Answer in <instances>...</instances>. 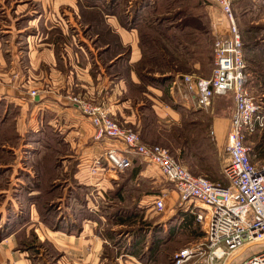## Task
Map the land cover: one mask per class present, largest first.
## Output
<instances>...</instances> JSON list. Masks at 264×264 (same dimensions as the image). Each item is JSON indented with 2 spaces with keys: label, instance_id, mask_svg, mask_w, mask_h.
Listing matches in <instances>:
<instances>
[{
  "label": "crops",
  "instance_id": "crops-1",
  "mask_svg": "<svg viewBox=\"0 0 264 264\" xmlns=\"http://www.w3.org/2000/svg\"><path fill=\"white\" fill-rule=\"evenodd\" d=\"M93 1L0 0V120L8 116L4 123H13L18 135L15 149L8 143L1 146L12 152V160L0 162V197L4 198L0 207L17 209L16 217L22 224L15 234L23 230L25 237L32 234V241L39 244L17 248L15 234L5 232L8 212L4 210L0 213V234L6 235L0 238V264H140L124 254V247L119 249L121 255L110 247L98 220L84 214L86 209L97 215L94 212L104 196L105 201L115 199L109 193L113 190L112 182L118 179L103 168L89 175L88 168L106 150L122 151L124 147L114 140H95L90 121L69 103L68 97L79 96L106 105L116 122L132 124L139 120L135 113L139 103L132 107L131 100L124 97L128 85L139 84L132 69L140 56L137 34L121 17V10L128 14L132 3L96 0L91 4ZM207 1L211 35L230 36L228 23L217 7ZM263 11L264 0H232L236 31L242 38L245 87L264 111ZM144 12L146 9L138 15ZM119 66H125L124 71H119ZM146 90L160 104V92ZM30 91L36 93L34 97L29 96ZM160 110L163 114L156 111L159 120L179 122V115L167 104ZM211 123L227 120L215 118ZM42 126L51 137L59 139L57 147L61 149L54 156V168L45 173L58 188L52 199L60 221L58 228L43 224L35 203L26 201L44 188L42 184L34 188L32 182L37 175H44L38 165L46 142L31 140L42 146L39 155L26 156L22 151L32 143L26 142V133L45 138ZM219 138L223 140L220 135ZM132 168L136 171L133 186H154L150 190L155 194L142 195L138 207L144 210L156 197H162L163 208L165 204L175 206L178 195L173 189H166L155 166L132 157L129 169ZM160 182L162 186L156 187ZM24 191L25 196L21 195ZM164 223L163 218L155 224ZM111 251L113 257L108 255H112Z\"/></svg>",
  "mask_w": 264,
  "mask_h": 264
},
{
  "label": "built area",
  "instance_id": "built-area-1",
  "mask_svg": "<svg viewBox=\"0 0 264 264\" xmlns=\"http://www.w3.org/2000/svg\"><path fill=\"white\" fill-rule=\"evenodd\" d=\"M229 25L230 36H215L212 69L208 78L195 74L175 75L168 87L171 101L187 110H206L214 99L230 96L233 103L223 146L221 175L224 183L191 176L166 149L149 146L139 136L122 128L109 108L79 96L69 103L94 128V139L114 140L122 151L108 149L88 168L89 175L104 169L119 177L137 157L153 165L161 178L177 193V211L193 217L200 226L203 242L190 245L172 256L174 264H232L241 250L254 244L263 246L236 264H264V162L252 164L245 138L258 130L264 139V111L246 87L242 45L234 24L232 0H210ZM34 91L29 96H35ZM213 136V132H209ZM162 197L151 209L163 213Z\"/></svg>",
  "mask_w": 264,
  "mask_h": 264
},
{
  "label": "trees",
  "instance_id": "trees-1",
  "mask_svg": "<svg viewBox=\"0 0 264 264\" xmlns=\"http://www.w3.org/2000/svg\"><path fill=\"white\" fill-rule=\"evenodd\" d=\"M94 1L91 2V4H95ZM123 1L126 2L127 0ZM169 1V7L172 4H174L175 7L178 0H135L132 2L128 14L121 10V17L127 21L131 28L135 29L137 34V47L140 56L138 61L134 63L132 69L136 75V78L138 79V83L158 90L161 93V99L172 111L179 112V114L182 113L191 115L194 114V111H189L179 107L178 105L174 104L168 96V87L174 75L178 73L180 74L183 70L181 66L177 67L176 69L174 63L177 62V58L180 59V63L181 61H184L189 67L187 71L191 70V66L188 64L189 61L192 64H199L202 67H205V63H202V52L207 54L205 57L206 64H210L209 62L210 56H212V51L208 50V46L211 45L212 49V41L214 40L212 37H210L211 32L208 26L206 29L197 28L185 32L184 29L190 26L189 24L191 23H186L187 25H183V27L171 24L173 21H171V19L168 21L167 19V17H170L169 12L171 10L167 5V2ZM160 4L163 5V8L160 6ZM143 9H146V11L149 12L151 16H153V20L151 22H156L158 17H164L160 20V23L167 22L166 27L162 30H159V27H154L153 25H150L151 23L142 24L143 22L141 21L138 13H140ZM173 11V17H177L179 10L174 8ZM191 16L192 18L190 19L192 20H194V18L195 20H200L203 18L204 20L206 19L205 15H196L195 17H193V15ZM141 28L143 31H141ZM144 30H146L147 33H144ZM149 35H154L158 39L151 41ZM184 37H187V39H184ZM186 45H189L190 48H188ZM194 46H197L198 48L194 49ZM185 57H188V59H185ZM7 119H9V117L5 116L0 120V162L2 163L10 162L12 160V152L10 150L4 151L1 146L4 143L15 146L16 141L18 140V135L13 130V123H4ZM184 121L185 120L179 122V127L175 125L171 127L172 130L176 129L178 130L177 132H180L181 134L183 133L180 135L182 140L175 139L172 134L171 137L179 146L180 152L184 153L186 151L188 156L191 155L194 157L195 155L197 161H199L198 164L202 163L204 165L203 178L213 182V180L217 179L219 171L217 172L214 168L207 166L204 157L200 155V153H194V148L197 149L194 146L202 145V142L206 140L205 135H201L203 132H205V129H202L199 134L197 133L195 138L188 137L190 139H186L184 135L187 129H189V126L186 125ZM145 128H147V125L142 124V138L144 137L143 132ZM42 130L44 131L45 135L44 139L40 138L39 136L33 137L29 133H26L27 135H25L26 142H32L31 140H44L46 142L44 147V156L41 158V163L38 165V168L41 169V172L44 171V175H37L35 178H33L34 188H40L41 184L44 186V188H42V191H39L38 195L27 197L26 201L28 203H35V209L38 214V218L43 224L52 228H58L60 221H57V212L54 208L55 205L52 202L54 196L58 194V188L57 186L50 183L49 177L45 173L49 168H54L56 163L54 156L57 152H60L61 149L57 147L59 139L56 137H51L49 130L45 126H42ZM172 130L170 132H172ZM256 131L258 130H255V132ZM152 132L153 130H149L148 136H150ZM151 136L154 137L155 134ZM159 138H161V134L159 135ZM253 150L256 151V154L260 159H264V139L262 135L255 143ZM183 156L184 154L182 155V159L185 158ZM135 174V168H127L124 170V173L118 177L117 181L112 182L113 190L109 194L115 199H118L120 193L125 189L124 187L130 188V191L133 194L138 192L140 193V196L139 198L137 197L136 202L134 201L135 203L129 205L128 208L117 207L114 211L112 210V216L127 213L128 217H130L125 221V218L117 217L116 220L118 225L125 224V222H130L129 220L132 218H138L137 212L141 210V208L138 207V201L142 195L155 194L152 191H145L141 193L137 187H134L132 185V180L134 179ZM219 182L224 183L220 172ZM26 194L27 191H24L21 195L25 196ZM134 199H136V197H134ZM84 214L85 217L89 219L97 220L95 216L86 209H84ZM7 220L8 223L5 232L7 235L10 233L15 234L18 227H20L22 224L20 218L16 217L12 211L9 210ZM141 225H146V223ZM5 235V233H1L0 238L4 237ZM201 235L202 232L200 226L194 221L193 217L177 211V213H175V215L172 216L168 222H165L164 225L151 223L150 226L148 225L145 229L144 227L132 229L131 243H128V245L125 246V254L133 257L140 264H156L157 260L161 259L163 251L168 248L172 240L175 238L183 236L189 238L190 240H194V237ZM14 238L17 240L21 238V245L19 246L17 243L16 246L20 249L29 246L33 240L32 234L25 237L23 230L17 232L14 235ZM146 238H148L147 245L145 243ZM168 261L171 264V256Z\"/></svg>",
  "mask_w": 264,
  "mask_h": 264
},
{
  "label": "rangeland",
  "instance_id": "rangeland-1",
  "mask_svg": "<svg viewBox=\"0 0 264 264\" xmlns=\"http://www.w3.org/2000/svg\"><path fill=\"white\" fill-rule=\"evenodd\" d=\"M135 0H127L126 2H134ZM127 4V3H126ZM170 1L167 2V5L169 7ZM127 7V5H124ZM160 6L163 8V5L160 4ZM208 7H209V2L207 0H178L177 4L174 7V4L170 5V12L169 15L170 17H167L168 21H170L169 19H171V24L173 25H179L182 26L183 25H187L189 23L190 26L186 27L184 29L185 32L193 30V29H197V28H201V29H206V27L208 26L209 30L211 31V21H210V12H208ZM174 8H177L178 11V15L177 17H173V10ZM130 10V7H129ZM264 12V11H263ZM192 13V14H190ZM264 14V13H262ZM195 17L196 15H205L206 19H200V20H192L190 18H192V16ZM153 16H151L149 14V12H144V14H142L140 16L141 21L143 22L142 24H149L153 25L154 27H159V30H162L163 28L166 27L167 22H162L160 23V20L164 17H158V19L156 20V22H151L153 20L152 18ZM207 25H206V22ZM187 23V24H186ZM234 24L235 27L237 28V24L235 22V15H234ZM142 27V25H141ZM141 31L142 28H141ZM144 33H147L146 30H144ZM153 37V38H151ZM210 37L215 38V36L210 35ZM149 38L151 39V41L157 40L158 38L154 35H149ZM184 39H187V37ZM189 39V38H188ZM240 42L242 44V38L241 36H239ZM213 43V41H212ZM188 48H190L189 45H186ZM198 48L197 46H194V49ZM205 49V48H204ZM208 50L212 51L211 49V45L208 46ZM190 52V50H189ZM243 52V50H242ZM202 63H205V67H202L199 64H192L189 61V65L191 66V70H188V65H186V63L184 61H181L180 63V59H176V63L175 64V68L177 69V67H182L183 70L182 72L179 74H175V75H185V74H195L197 77L199 78H208L210 76L211 73V69H212V56H210V64H206V60L205 57L207 56V54L205 52H202ZM212 54V53H211ZM243 55V54H242ZM185 59H188V57H185ZM119 71H124L125 66H119ZM185 70V71H184ZM187 71V72H186ZM174 75V76H175ZM127 86V83H126ZM145 87V88H144ZM147 88L153 89L151 87H148L146 85H141V84H137V85H128L126 90H125V96L126 98H128V100H131L132 102V107H134L136 104L139 103L137 110L135 111L136 115L139 117V120L134 121V123L130 124V123H122V122H117V124L119 126H121L122 128L125 129H129L132 132L136 133L141 142L145 145H149V146H159L162 147L164 149L167 150V152L169 153L170 156H172L175 160H177L180 165L191 175L194 177H202L203 178V174H204V165L202 163L198 164L199 161H197L195 155L193 156H188L187 152L185 151L184 153L180 152L179 150V146L176 144L175 140L171 137V134L173 135V137L175 139L178 140H182V137H180V135H182L180 132H177L178 130H172L171 127H173L174 125L179 127V122L182 120H185L184 123L186 125L189 126V129H187V131L185 132L184 137L186 139H190L188 137H196V134L200 133L202 131V129H205L201 135H205L206 140L204 142H202V145H195L194 147H196L197 149L194 148V153H200V155H202L204 157V160L206 162V165L209 167L214 168L217 172L219 171L221 173V166H222V159H223V146H224V139L227 133V128H228V120L230 117V114L232 112V108H233V103H232V99L230 96H225V97H220L218 99H214L210 106L208 107V109L206 110H199V109H194V110H189V111H194V114L191 115H186V114H179V112H175L179 115V122L178 123H165L163 120H159L156 114V111L159 114H163V112L160 110V107H162V105L166 104L161 97L159 98L160 104L155 101V99L153 98L152 94H149L147 92ZM156 90V89H154ZM158 91V90H157ZM143 94H148L147 97H143ZM161 95V93H160ZM155 106V107H154ZM148 109H147V108ZM144 108V109H143ZM215 118H223L227 120V123H211L213 119ZM172 121V120H171ZM142 124H146L147 128L144 129V137L142 138ZM149 130H153V132L151 133V135L155 134V136H148ZM172 130V132H170ZM168 131V132H167ZM212 131L213 132V136L210 137L209 136V132ZM167 133V134H166ZM161 134V138H159V135ZM220 137L223 138V140ZM261 133L259 131L254 132L252 135L246 137L245 139V143L244 146L246 148H249V159L250 162L252 164L255 163H261L264 162L263 158H259L256 154V151L253 150V147L255 145V143L259 140V137H261ZM263 137V135H262ZM160 139V140H159ZM26 143V142H25ZM28 143V142H27ZM30 145H28V149H24L22 151H25L26 156H29V154H40L43 149L42 146L39 145H35L34 143H28ZM9 147H12L13 149L16 148L17 144L15 146H11V144H8ZM205 145V146H204ZM33 149V150H32ZM184 154L183 157H185L184 159H182V155ZM30 163V162H29ZM219 172H218V176L216 180H213V182H219ZM34 183V182H32ZM166 183V182H165ZM220 183V182H219ZM162 182L157 183L156 187H160L162 186ZM34 186V184H33ZM137 187L141 193L145 192V191H151L153 189L152 186H148L147 184H143L141 183L139 186H134ZM125 189L120 193V195L118 196V199H114V200H109V201H105L106 197H102V201L99 202L100 206L97 208V211L94 213H97L96 219L98 220L97 225L99 227H101L102 231L101 233L104 235V237L107 240V243L110 247H114V249L116 250V252L119 254V249H122V247L125 248V246L128 245V243H131V230L135 229V228H139V227H144V229L150 224H155L158 223V221L163 220L165 222H168L171 219V216H174L175 213H177V203L175 204V206H168V205H164V209H163V213L160 214H155L154 211L151 209L152 207V202L153 199L151 198V201L149 204H146V208L143 210H139V212H137V217L138 218H132L129 221L130 222H125V224H121L118 225V222L116 220L117 217H123L125 218L124 221L127 219H129L130 217H128L127 213H123L122 215H117V216H112V212L115 210V208L117 207H122V208H128L129 205L133 204L136 202L137 197L139 198L140 193H135L133 194L130 191V188L124 187ZM151 188V190H150ZM162 188V187H161ZM164 188V186H163ZM166 189L167 190H171L172 187L171 185H169L168 183H166ZM167 193V192H166ZM1 196V195H0ZM134 197H136V199H134ZM3 197H0V205L1 203L4 204L3 201ZM114 201V202H112ZM135 201V202H134ZM8 205V204H7ZM6 208H4V206L0 207V213L4 212V210H6ZM11 208L7 209V212H9ZM36 210V209H35ZM113 210V211H112ZM12 213L16 216V211H18L17 209H11ZM147 213V214H146ZM1 215V214H0ZM8 215V213L6 214ZM38 215V214H37ZM170 216V217H169ZM58 218V215H57ZM39 219V218H38ZM146 223V225H141ZM120 226V227H119ZM98 227V228H99ZM147 231V230H146ZM21 239V238H20ZM20 239L17 240L16 238H14V240L16 241V243H18V245L20 246ZM117 241V242H116ZM148 238L145 239V243L146 245L148 244ZM114 242V244H113ZM203 242V237L198 236V237H194V240H190L187 237H177L174 240H172L171 244L168 246L167 249H165V251H163L162 253V257L161 259H158L156 264H170L168 259H170L173 257L172 255L186 247H189L190 245H197L199 243ZM31 243L36 244V246H38L39 244L32 241ZM263 245L262 244H254V245H250L248 247H246L244 250H241L238 254L239 259L244 258L247 254L252 253L254 251H257L259 248H261ZM115 250H112L115 252ZM170 250V251H169ZM111 251V253H112ZM172 252V253H171ZM114 253H112V255L108 254L109 256L113 257ZM123 254V252L121 253ZM119 254V255H121ZM125 254V253H124ZM117 255V254H116ZM168 255V256H167ZM239 260H236L234 263L232 262V264H236ZM173 263V258H172V262Z\"/></svg>",
  "mask_w": 264,
  "mask_h": 264
}]
</instances>
